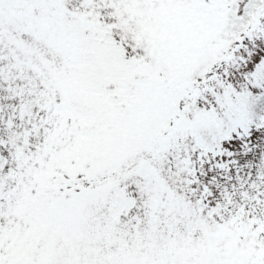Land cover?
<instances>
[{
  "label": "snow or ice",
  "instance_id": "1",
  "mask_svg": "<svg viewBox=\"0 0 264 264\" xmlns=\"http://www.w3.org/2000/svg\"><path fill=\"white\" fill-rule=\"evenodd\" d=\"M0 264H264V0H0Z\"/></svg>",
  "mask_w": 264,
  "mask_h": 264
}]
</instances>
